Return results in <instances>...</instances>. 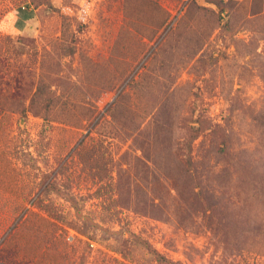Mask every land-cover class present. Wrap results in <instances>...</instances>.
<instances>
[{
  "label": "rangeland",
  "instance_id": "374dc122",
  "mask_svg": "<svg viewBox=\"0 0 264 264\" xmlns=\"http://www.w3.org/2000/svg\"><path fill=\"white\" fill-rule=\"evenodd\" d=\"M216 1L47 0L19 32L16 10L34 3L0 0L3 79L26 72L25 107L40 80L33 111L50 101L54 117L0 105V264H160L146 245L178 264H264V12ZM120 92L126 109L112 112ZM194 101L206 125L187 142ZM156 114L169 150L154 138ZM172 158L211 208L168 199L155 219L134 207L135 192L157 202L160 173L175 196ZM152 159L170 160L168 171ZM135 167L145 181L132 178L140 189L125 201L118 179L140 176Z\"/></svg>",
  "mask_w": 264,
  "mask_h": 264
},
{
  "label": "trees",
  "instance_id": "16d2710c",
  "mask_svg": "<svg viewBox=\"0 0 264 264\" xmlns=\"http://www.w3.org/2000/svg\"><path fill=\"white\" fill-rule=\"evenodd\" d=\"M31 1L34 4L30 6L34 10H37L40 7V5H47V0H31ZM251 1H254V3H257V4L254 5V7L250 9L249 15L254 16L256 14L264 12V0H251ZM208 3H212L215 6H219V1H216V0H208ZM153 5L158 10V12L162 14L165 13L164 10L159 5H157V3L153 2ZM235 6H236V2L234 3V7ZM189 8L191 9L192 12L196 14L201 13V11L204 10L203 8H200L194 5V3L192 2L190 3ZM19 10H22V9L18 8V11ZM31 15L32 14H28L29 17H31ZM182 19L183 18H181L179 21L181 22ZM163 22L164 20L159 21L157 23V27L158 28L161 27ZM4 68H5L4 62L0 58V105H2L5 102V100H7L8 103H6V106L8 110H13L15 112H19L23 114L27 110L29 111L32 110L34 114H38L40 117H42L44 122L48 123L50 121H53L54 117L53 119H51V116L53 115L49 114V109H48L50 101L49 102L46 101V104L44 105L45 109H43L42 112L33 111L34 109L33 104L35 103V100L38 99L39 95H41L43 92V89L41 88L40 80H38L36 88L34 92L32 93L31 97L29 98V105L25 107L22 105V103H20V98L22 97L20 96V94L23 91L20 86V78L25 76L26 72H24L23 70H18L12 81H6L3 79ZM122 96L123 95H121V92H120L118 96L116 97V99L112 103H110L108 109H110L112 112H114L115 110H118V111L125 110L126 106H124L123 103L121 102ZM26 98H28V96ZM0 114H1V111H0ZM60 115L67 117V116H71L72 114L70 112L63 111L60 113ZM192 115L194 116L193 121L196 124V126H190L187 130H185L184 139L187 140V142L193 137H196L197 135L202 133L206 125V119L204 118V112L198 108L195 101L193 102V106H192ZM87 116L90 117V113L89 114L87 113ZM122 117L124 120H126L127 118L126 115H123ZM152 129H155L153 133L155 132L156 137L154 136V138L158 139V143L160 147H163L169 150L170 144H168L167 141L170 143V141L173 139L172 130L170 128H165L164 125L159 120H157V114L154 116V126ZM148 143L149 142H147V144ZM185 146L189 149L188 144H186ZM172 159H170L171 161L170 160L155 161V159H152L151 163L154 164L156 168L160 166V168L162 169L164 168L166 171H168L166 165L170 161L169 165L171 167L172 166L174 167L173 168L174 169V173H173L174 179H172L173 181L172 184H173V189L175 191V196H171L168 190H166V189H169L166 187V179H169V178H167L165 173H162V174L160 173V175H156L155 177H152V184H153L152 189H154L155 196H156L155 200H157V202H154L148 196H144L141 198V201H142L141 203V201L137 200L138 196H137V193L135 192L134 199L136 200L134 201V207L140 206L139 209L143 211L142 210L143 208L144 214L148 211L147 213L150 214L155 219H160L165 216L164 215L166 212L165 200H168V199H171L173 203H177L176 207L178 209H184L185 211L195 210L196 208L198 209L204 205H206L208 208H211L212 205L215 204V202H212V205L209 203L211 200H209L208 198H211L212 196L210 197V195L208 196L206 192H203V188L200 187L201 183L199 179H197L196 175L193 174L191 169L188 168L184 162L177 161L174 158ZM140 163L144 164L142 162ZM134 169L140 170L141 175L137 176V173H135L134 175L131 176L129 182L122 177V174H120L119 179H118L117 188L120 190L119 194L123 197V200L125 201H129L128 189H140L139 187L136 186V183H134L132 178L141 179L142 181H145V178L142 177L143 176L142 168L135 167ZM196 188H199L198 192L195 191ZM37 190H38L37 194H39V192L42 189H37ZM145 249H147L148 253L154 257V260L157 263L162 264V262L165 261V262H168V264H178L176 262L166 261V259L160 256L158 253L151 250L148 245H146Z\"/></svg>",
  "mask_w": 264,
  "mask_h": 264
},
{
  "label": "crops",
  "instance_id": "0c3cea01",
  "mask_svg": "<svg viewBox=\"0 0 264 264\" xmlns=\"http://www.w3.org/2000/svg\"><path fill=\"white\" fill-rule=\"evenodd\" d=\"M22 10H16L14 14V26L15 30L19 32H24L27 28H29V23L35 17L36 10L32 9L31 6L20 7ZM28 14H32L31 17Z\"/></svg>",
  "mask_w": 264,
  "mask_h": 264
}]
</instances>
